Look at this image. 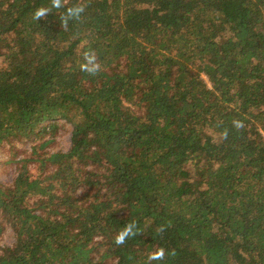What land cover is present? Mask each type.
Masks as SVG:
<instances>
[{"label":"trees","instance_id":"1","mask_svg":"<svg viewBox=\"0 0 264 264\" xmlns=\"http://www.w3.org/2000/svg\"><path fill=\"white\" fill-rule=\"evenodd\" d=\"M62 120L71 144L51 151ZM28 141L0 183V264H147L156 247L152 264H264V0H0V149Z\"/></svg>","mask_w":264,"mask_h":264},{"label":"clouds","instance_id":"2","mask_svg":"<svg viewBox=\"0 0 264 264\" xmlns=\"http://www.w3.org/2000/svg\"><path fill=\"white\" fill-rule=\"evenodd\" d=\"M66 0H51V7L60 9L64 7ZM51 12V8L40 7L38 8L33 19L39 21L42 18H46L47 14ZM85 12V5L76 3L71 7H67L65 13L60 16L61 27L67 30L70 21H81L82 14ZM101 64L98 61L95 51H86L83 53V63L80 65L82 71L87 72L89 75L95 76L101 71ZM233 126L236 129L242 128L243 122L239 119L233 120ZM224 138H227V132L224 133ZM162 234L165 231L164 227L158 229ZM139 234L138 224L135 221L128 222L121 228L114 237V243L116 246L124 245L128 238L134 237ZM175 254L174 252L172 253ZM165 249L163 247H156L154 251L150 252L147 256V264H152V261H163L165 259Z\"/></svg>","mask_w":264,"mask_h":264},{"label":"rangeland","instance_id":"3","mask_svg":"<svg viewBox=\"0 0 264 264\" xmlns=\"http://www.w3.org/2000/svg\"><path fill=\"white\" fill-rule=\"evenodd\" d=\"M208 81L207 77L203 75ZM64 125L57 133L56 138L49 144L48 149L52 150H67L71 144L72 126L69 123L63 122ZM36 144L32 141L26 143H18L14 148L9 145H5L0 149V183L12 184L14 178L18 174L20 159L24 156L33 155V146ZM14 155L16 161H13ZM37 162L31 163V169L33 172L37 170ZM15 237L10 228H7L0 236V245L4 246L13 243Z\"/></svg>","mask_w":264,"mask_h":264}]
</instances>
